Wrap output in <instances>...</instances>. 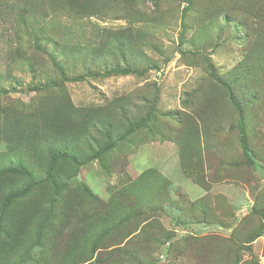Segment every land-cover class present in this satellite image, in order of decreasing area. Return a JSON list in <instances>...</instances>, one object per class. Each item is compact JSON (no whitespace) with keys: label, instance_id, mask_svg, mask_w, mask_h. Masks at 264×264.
Segmentation results:
<instances>
[{"label":"rangeland","instance_id":"obj_1","mask_svg":"<svg viewBox=\"0 0 264 264\" xmlns=\"http://www.w3.org/2000/svg\"><path fill=\"white\" fill-rule=\"evenodd\" d=\"M183 1L0 0V264H264V0ZM127 67L146 73L71 81ZM65 77L76 109L129 113L101 161L32 146L62 100L34 87Z\"/></svg>","mask_w":264,"mask_h":264},{"label":"trees","instance_id":"obj_2","mask_svg":"<svg viewBox=\"0 0 264 264\" xmlns=\"http://www.w3.org/2000/svg\"><path fill=\"white\" fill-rule=\"evenodd\" d=\"M80 1L81 0H53L52 4L58 5L60 9L69 8L71 12L76 13L78 10H80V13L85 10H90L93 6V0H87L84 4H80ZM183 31H185V29ZM204 58L210 76L227 91L229 96L228 100H230L231 104L236 108L238 114V134H240V142L244 156L250 162L255 163L249 149L244 106L237 100L238 98L233 87L217 75L207 55H204ZM54 60L56 61V59ZM56 65L57 70L61 71V74H65V70L61 67L62 65L60 63ZM135 73L136 75H144L146 71H140L136 67L115 68L105 73H96L95 75L87 74L70 80L73 82H82L93 76L113 77L127 76ZM66 81H69V79L65 77L60 84L51 83L34 87V91L36 92L48 91L47 93L58 89L61 91L62 100L57 105L43 107L37 116L38 118H36L35 124L32 122V117H28V130H30L31 133L34 131L35 138L32 146L40 147V145L45 144L49 147V154L52 155L53 159H55V157L59 159H64V157H66L71 160L73 164L80 166L93 160L101 161L106 150L113 146V138L115 136H123L125 133L126 124L129 121V113L123 107L124 104L117 102L111 107L97 111L76 109L66 96L64 90ZM2 94H6V92L0 91V95ZM130 130L134 131V128L132 127ZM93 131H96L98 136L105 139L107 144H101L98 138L94 139L92 136ZM92 141L98 144V151H96L92 145ZM30 142L32 144V141ZM83 145H86L92 153L88 154L84 152L82 148ZM52 179L56 182L55 174L52 176ZM85 192L87 193V198L95 199L93 198L94 196L90 194L89 189H85ZM11 199L12 197H10V200Z\"/></svg>","mask_w":264,"mask_h":264}]
</instances>
